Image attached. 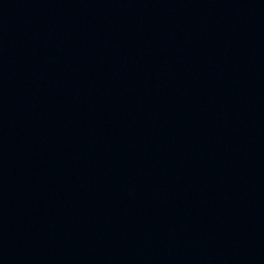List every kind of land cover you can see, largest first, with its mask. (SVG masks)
<instances>
[{
    "label": "water",
    "instance_id": "95a60500",
    "mask_svg": "<svg viewBox=\"0 0 264 264\" xmlns=\"http://www.w3.org/2000/svg\"><path fill=\"white\" fill-rule=\"evenodd\" d=\"M0 264H264V0H0Z\"/></svg>",
    "mask_w": 264,
    "mask_h": 264
}]
</instances>
